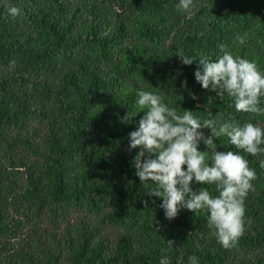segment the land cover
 <instances>
[{"label":"trees","instance_id":"trees-1","mask_svg":"<svg viewBox=\"0 0 264 264\" xmlns=\"http://www.w3.org/2000/svg\"><path fill=\"white\" fill-rule=\"evenodd\" d=\"M8 2L23 15L13 19L0 0V264H159L162 255L264 264V157L246 154L258 177L245 202L250 224L225 250L207 213L181 209L170 221L162 198L146 194L132 163L139 149L129 151L144 113L122 119L143 89L181 114L264 127V115L203 89L198 61L183 65L175 54L216 60L224 44L264 72V0H198L191 15L179 0ZM216 143L236 151L227 137ZM191 186L217 195L214 185ZM167 240L174 247L161 252Z\"/></svg>","mask_w":264,"mask_h":264},{"label":"clouds","instance_id":"clouds-1","mask_svg":"<svg viewBox=\"0 0 264 264\" xmlns=\"http://www.w3.org/2000/svg\"><path fill=\"white\" fill-rule=\"evenodd\" d=\"M3 7L13 19L23 15L22 9L8 0H3ZM197 7L198 0H179L176 5L178 11L188 15ZM245 39L236 37L240 44ZM218 48L223 55L216 60L204 53L198 57L187 55L181 48L175 54L183 65L198 61L194 76L203 89L220 98L226 95L239 113L264 115V72L254 61L234 56L226 45L219 44ZM183 86H187L186 81ZM136 96V111L128 112L122 119L131 122L140 112L144 113L136 130L129 133V151L139 149L132 163L146 194L162 198L159 207L170 221L181 209L195 215L207 213V226L217 243L225 250L235 248L250 224L245 202L258 178L246 154L264 157V127L251 122L241 125L234 119H201L190 110L181 114L162 96L143 89ZM192 98H196L194 94ZM205 128L211 130L209 136H205ZM221 137H227L236 151H217L216 142ZM201 142L207 151L198 150ZM259 163L264 169V159ZM193 183L214 185L217 195L213 196L208 187L194 191ZM174 243L167 240V249L161 252H170ZM188 260L189 264H198L195 255ZM159 264H171V260L162 255Z\"/></svg>","mask_w":264,"mask_h":264}]
</instances>
